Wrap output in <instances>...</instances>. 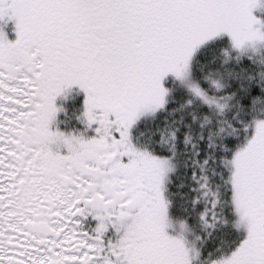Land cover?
<instances>
[{"label": "snow or ice", "instance_id": "obj_1", "mask_svg": "<svg viewBox=\"0 0 264 264\" xmlns=\"http://www.w3.org/2000/svg\"><path fill=\"white\" fill-rule=\"evenodd\" d=\"M0 264H264V0H0Z\"/></svg>", "mask_w": 264, "mask_h": 264}]
</instances>
